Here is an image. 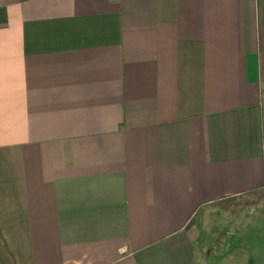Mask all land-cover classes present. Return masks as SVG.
<instances>
[{"label":"crops","instance_id":"crops-1","mask_svg":"<svg viewBox=\"0 0 264 264\" xmlns=\"http://www.w3.org/2000/svg\"><path fill=\"white\" fill-rule=\"evenodd\" d=\"M258 192L264 0H0V264H264Z\"/></svg>","mask_w":264,"mask_h":264},{"label":"rangeland","instance_id":"rangeland-1","mask_svg":"<svg viewBox=\"0 0 264 264\" xmlns=\"http://www.w3.org/2000/svg\"><path fill=\"white\" fill-rule=\"evenodd\" d=\"M239 205L240 207L237 209L232 207L231 210L226 211V215H231L230 219L235 216L237 220L239 218L241 222H244L246 221V219H248L247 214L254 213L252 211L256 207V218H259V215L263 214V212H261L262 208H260V206H264V192L241 197L239 199ZM213 209H218L219 211L221 210L217 207L212 206V208H210V211H214ZM201 216L202 215H199L193 223V236L196 242L195 247L196 250L198 249L199 251L202 247L205 248L208 244L210 246H214V244L212 243H214L213 238L216 237L215 223L217 222V220H220V216H217L216 211L210 213L208 216L206 215V217Z\"/></svg>","mask_w":264,"mask_h":264},{"label":"trees","instance_id":"trees-1","mask_svg":"<svg viewBox=\"0 0 264 264\" xmlns=\"http://www.w3.org/2000/svg\"><path fill=\"white\" fill-rule=\"evenodd\" d=\"M259 193V192H258ZM263 193V192H262ZM256 194V193H255ZM239 198H231V199H226V200H222V201H218L212 204V206L217 207L221 210H225V211H229L231 210V208H239Z\"/></svg>","mask_w":264,"mask_h":264}]
</instances>
